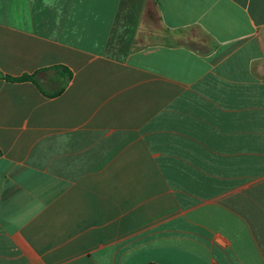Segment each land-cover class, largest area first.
Wrapping results in <instances>:
<instances>
[{
  "label": "crops",
  "instance_id": "crops-1",
  "mask_svg": "<svg viewBox=\"0 0 264 264\" xmlns=\"http://www.w3.org/2000/svg\"><path fill=\"white\" fill-rule=\"evenodd\" d=\"M150 263L264 264V0H0V264Z\"/></svg>",
  "mask_w": 264,
  "mask_h": 264
},
{
  "label": "trees",
  "instance_id": "trees-1",
  "mask_svg": "<svg viewBox=\"0 0 264 264\" xmlns=\"http://www.w3.org/2000/svg\"><path fill=\"white\" fill-rule=\"evenodd\" d=\"M6 79L10 82H21V81L33 80V77L30 76H24L20 78L6 77ZM150 264H156V263H150Z\"/></svg>",
  "mask_w": 264,
  "mask_h": 264
}]
</instances>
